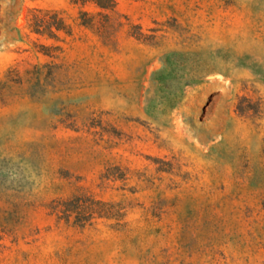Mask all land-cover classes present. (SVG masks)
Instances as JSON below:
<instances>
[{"label": "rangeland", "instance_id": "1", "mask_svg": "<svg viewBox=\"0 0 264 264\" xmlns=\"http://www.w3.org/2000/svg\"><path fill=\"white\" fill-rule=\"evenodd\" d=\"M0 264H264V0H0Z\"/></svg>", "mask_w": 264, "mask_h": 264}]
</instances>
